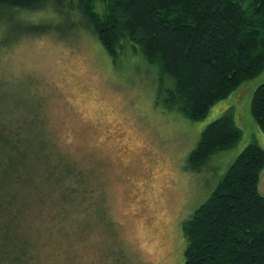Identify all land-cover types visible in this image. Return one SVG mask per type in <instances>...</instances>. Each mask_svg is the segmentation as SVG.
Here are the masks:
<instances>
[{
	"label": "rangeland",
	"instance_id": "1",
	"mask_svg": "<svg viewBox=\"0 0 264 264\" xmlns=\"http://www.w3.org/2000/svg\"><path fill=\"white\" fill-rule=\"evenodd\" d=\"M15 14L61 24L66 37L16 39L26 23L0 18V139L35 143L18 173L28 184L5 177L0 149V264H184V223L247 146L264 149L250 109L264 70L193 122L158 103L159 68L141 54L114 64L50 8ZM228 109L241 141L189 169L202 132Z\"/></svg>",
	"mask_w": 264,
	"mask_h": 264
},
{
	"label": "trees",
	"instance_id": "2",
	"mask_svg": "<svg viewBox=\"0 0 264 264\" xmlns=\"http://www.w3.org/2000/svg\"><path fill=\"white\" fill-rule=\"evenodd\" d=\"M99 2L101 8L98 0H0V18L15 20V12L50 8L55 18L68 20L71 29L90 31L114 64L134 50L159 68L158 103L193 122L204 120L217 103L264 70V0ZM53 32L66 37L61 24L44 20L19 27L16 39ZM250 109L264 135V82L254 91ZM242 136L228 109L202 132L188 168L200 171L215 154L233 149ZM24 141L14 143L4 136L0 149L8 158L5 177L9 173L12 181L28 184L26 175L18 173L35 143ZM263 171L264 149L250 144L184 223V264H264V194L259 189ZM70 172L63 168L60 173Z\"/></svg>",
	"mask_w": 264,
	"mask_h": 264
}]
</instances>
